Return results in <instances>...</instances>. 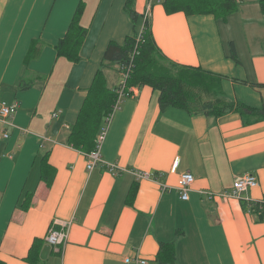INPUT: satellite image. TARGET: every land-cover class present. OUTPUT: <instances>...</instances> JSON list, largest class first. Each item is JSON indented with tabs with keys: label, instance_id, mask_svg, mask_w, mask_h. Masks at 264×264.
Segmentation results:
<instances>
[{
	"label": "crops",
	"instance_id": "obj_1",
	"mask_svg": "<svg viewBox=\"0 0 264 264\" xmlns=\"http://www.w3.org/2000/svg\"><path fill=\"white\" fill-rule=\"evenodd\" d=\"M163 1L134 0L160 52L225 77L227 100L264 109L262 0H238L225 21L168 14ZM80 2L87 33L73 63L57 55L56 45ZM125 2L0 0V107L17 104L0 118V261L30 264L25 258L40 239L37 264H121L125 256L160 264V243H173L169 264H264V221L245 204L264 207L261 116L161 111L156 91L132 87L108 115L103 163L88 172L86 153L67 143L107 45L132 33ZM229 43L237 61L228 57ZM108 81L110 89L118 86L111 71ZM181 173L193 177L186 200L177 189ZM247 173L258 185L230 196L233 181ZM54 220L69 224L61 252L45 241ZM165 254L160 258L171 261Z\"/></svg>",
	"mask_w": 264,
	"mask_h": 264
},
{
	"label": "trees",
	"instance_id": "obj_2",
	"mask_svg": "<svg viewBox=\"0 0 264 264\" xmlns=\"http://www.w3.org/2000/svg\"><path fill=\"white\" fill-rule=\"evenodd\" d=\"M162 5L168 14L178 11L185 15L205 14L225 21L237 11L238 0H165ZM260 9L264 14V0L260 1ZM82 10L83 4L80 2L65 35L56 45L57 55L66 57L73 63L80 60L79 51L87 33L80 25ZM124 11L133 24L132 33L122 44L109 42L107 45L77 119L71 127L68 144L86 154L94 149L96 137L108 122V115L112 112L117 98V86L110 89L107 85V72L115 70L120 74L123 65L129 67L124 93H128L131 87L148 86L158 93L161 111L174 107L190 115L203 114L212 117L237 111L244 115H259L264 119V109H252L224 97L221 80L225 77L199 67L178 65L167 59L158 49L147 19H143L142 15L134 10V0H126ZM228 57L237 61L233 43L228 45ZM28 87L29 85H23L21 88ZM42 178L48 180L46 184H50L47 176ZM245 204H248L247 211L256 215L258 221H264V207H259L257 203ZM21 207L25 209L23 205ZM41 244L40 239L33 241L25 258L28 263L37 264ZM160 250L157 254L160 264L173 263V243H160ZM162 251L166 253V257L167 253L168 257L171 256V261L164 262L160 258ZM0 264L4 263L0 261Z\"/></svg>",
	"mask_w": 264,
	"mask_h": 264
},
{
	"label": "built area",
	"instance_id": "obj_3",
	"mask_svg": "<svg viewBox=\"0 0 264 264\" xmlns=\"http://www.w3.org/2000/svg\"><path fill=\"white\" fill-rule=\"evenodd\" d=\"M150 5V4H149ZM149 6L147 7V12L149 11ZM147 12L144 16H147ZM120 71V81L116 89L117 98L116 101L112 107V112L118 108V105L120 103V100L123 98L124 95L128 96L130 92H132V87L129 88L128 93H124V85L126 78L129 73V67L122 66ZM17 109V104H5L1 103L0 107V118L6 120V118L10 117L13 113H15ZM112 112L109 114V116L112 114ZM108 116V118H109ZM105 134V128H103L100 131L99 136L96 138L95 147L90 152L86 154V170L90 172L94 169V167L99 164L103 163L102 157H101V143L103 136ZM7 135H4L6 137ZM114 165H108V170L113 172L114 171ZM172 169H175V167L172 166ZM137 176L139 178H148L150 175L148 173H137ZM193 182V177L189 173H181L178 178V192L180 195V198L183 200H186L188 198V191L189 186ZM258 185V181L255 175L247 173L242 176H239L233 181L231 192L229 193L230 196L238 197V195L246 191L248 189L255 188ZM250 204H252L251 201H249ZM254 204H256L254 202ZM68 227L69 224L65 222H61L58 220L52 221L47 234L45 235V241L49 243L53 249L56 252H61L63 246L67 242L68 238ZM121 264H148V261L140 256H125L122 258Z\"/></svg>",
	"mask_w": 264,
	"mask_h": 264
},
{
	"label": "rangeland",
	"instance_id": "obj_4",
	"mask_svg": "<svg viewBox=\"0 0 264 264\" xmlns=\"http://www.w3.org/2000/svg\"><path fill=\"white\" fill-rule=\"evenodd\" d=\"M110 71H111V73H113V77H114V73H115V76H117L118 80L120 81L119 73H118V72H113L112 70H110ZM119 81H118V82H119ZM117 84H119V83H117ZM107 85H109V81L107 82ZM128 96H129V95H128ZM128 96L124 95L122 99H124V98H126V97H128Z\"/></svg>",
	"mask_w": 264,
	"mask_h": 264
}]
</instances>
